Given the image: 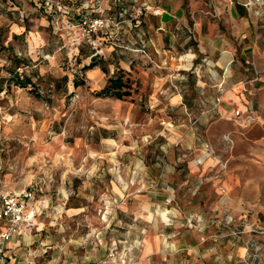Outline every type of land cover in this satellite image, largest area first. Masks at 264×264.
Returning a JSON list of instances; mask_svg holds the SVG:
<instances>
[{
    "label": "rangeland",
    "instance_id": "rangeland-1",
    "mask_svg": "<svg viewBox=\"0 0 264 264\" xmlns=\"http://www.w3.org/2000/svg\"><path fill=\"white\" fill-rule=\"evenodd\" d=\"M32 1L0 0V25L8 28L5 48L0 51V196L30 190L32 197L25 201L34 206L38 221V225L33 224L15 237L19 236L21 242L23 235L29 236L35 227H42L51 237V246L71 238L79 245H87L93 264H119L123 260L131 263L134 259L128 248L135 247V241L129 242L130 237L121 228L124 224L114 221L119 200L131 197L125 193L137 182L144 193L153 176L166 172L161 153L180 150L172 138L180 137L177 130H183L189 118L197 117V110L168 106L170 94L179 91L183 98H194L199 78L208 88L215 83L213 75H222L226 65L219 68L216 64L220 62L205 60L192 40L174 45L168 55L155 52L153 46H144V52L122 47L108 52L104 48L103 55L92 59L88 58L90 49L82 47L74 56L59 48L48 26L24 25L22 33L11 31L9 21L20 20L18 11L28 10ZM29 22L30 16L23 18L24 24ZM190 30L193 34L192 23ZM121 35L119 44L124 40L129 47H140L130 44L131 35L125 31ZM238 60L250 69V86L264 88V69L249 55ZM91 61L98 64L100 73L87 79L83 66ZM11 68L20 78L29 77L31 83L20 87L15 80L6 82L12 77L6 69ZM114 74H121L127 81L130 95L122 99L98 96L102 81L106 84ZM75 81L80 84L75 86ZM256 107L262 124L264 109ZM262 139L225 142V149L237 151V157L231 175L225 173L227 160L223 162L225 166L214 170L221 185L213 192L216 209L209 214L203 207L205 215L200 220L193 215L187 223L189 230L199 232V241L206 248L198 264H264ZM206 148L212 147L208 144ZM139 171H144L143 175ZM165 217L154 229L164 234L178 229H172ZM134 239L136 246L141 245L142 237L130 240ZM183 240L196 241L192 235ZM0 248V264L56 261L52 254L47 255L53 249L43 256L35 254L39 249L35 241L30 249L26 248V255L22 248L13 252L8 241ZM79 249L85 253L84 248ZM171 252L172 249L167 254L171 264H191L185 255Z\"/></svg>",
    "mask_w": 264,
    "mask_h": 264
},
{
    "label": "crops",
    "instance_id": "crops-1",
    "mask_svg": "<svg viewBox=\"0 0 264 264\" xmlns=\"http://www.w3.org/2000/svg\"><path fill=\"white\" fill-rule=\"evenodd\" d=\"M134 1V5H147L148 11L134 21L132 27L124 28L126 35H131V45L153 46L155 52L162 51L168 55L174 45H182L192 40L195 49L205 60L220 62V65L216 64L219 68L223 64L226 65L222 75H213L215 83L208 88L199 78L193 91L194 98H183L179 91L170 94L168 106L188 111L197 110V117L189 118L184 124V129L177 130L181 136L177 139L172 138L173 144L179 145L181 149L161 153L162 163L166 164V167L164 166L166 172H158L153 176L152 184L146 186L144 193L142 185L139 186L138 182L132 185L127 190L128 193H125L131 197L119 200V209L114 217V221H118L120 226L122 224L129 226V229L124 225L121 227L125 229L123 234L130 237L129 242L135 241V247L128 248L129 255L134 261L131 263L127 261L124 264H171V259L167 256L171 249L173 254L185 255L187 262L198 264L206 248L199 241L201 237L199 232L189 230L187 223L193 215L200 220V217L205 215L203 207L208 208L209 214L216 209L213 192L218 191L221 185L214 170L225 166L223 162L227 160L228 169L225 173L226 176L231 175L233 161L237 157V151L225 149V142L228 143V140L236 142L238 139L249 141L252 137L257 140L264 138V123H259L260 117L255 112L258 105L264 109V88L250 86L252 80L250 69L248 65L244 66L243 62L238 60V57L244 58L249 55L260 69H264L262 41L264 30L260 29L259 37L255 39L254 15L238 3L241 0H235L232 4L226 3L225 0ZM41 2L42 0L38 3ZM70 2L75 5L84 2L89 6L105 2L106 5L115 8L112 0H63V3ZM122 2L125 7L132 6V0ZM153 8H160L165 12L153 15L150 13ZM26 9L28 10L25 11L23 8L18 11L17 16L21 18H18L20 20H10L7 24L10 25L12 32L17 34L24 32V25L48 26L47 17L42 8L35 5L34 0L32 6ZM200 10H210L216 15L206 16ZM28 15L30 22L24 24L23 18L29 17ZM193 22L194 33L190 34L188 29ZM123 44L128 43L123 40ZM105 50L111 52L108 47H105ZM209 72L214 74L210 69ZM86 73L89 79L98 77L100 71L94 66L86 70ZM100 79L102 81V78ZM104 85L103 80L99 88ZM235 109L241 110L243 116L247 115L251 120L242 121L234 117ZM253 132L259 136L255 138ZM185 139L188 142L185 143ZM208 144L212 148L207 149ZM198 159H202L201 162ZM139 173L143 175L144 171ZM71 216H74V213H71ZM163 216H166L165 220L169 219L167 224L172 229H178L166 234L159 228L154 229L155 224L157 226L162 224ZM37 223V219L34 218V224ZM60 227L62 228L61 225ZM188 235H192L196 241H184ZM134 236L142 237L141 245L136 246V240H130ZM50 239L42 227H35L33 234L21 237V242L19 236L10 238L8 246L12 247L13 252H19L22 248L23 255H26V248L30 249L31 243L35 241L39 245L35 254L39 256L53 249L47 255L52 254L55 257L54 264H93L92 255L87 252V245H79L71 238L61 239L57 245L51 246ZM126 239L128 242V238ZM169 244L174 247H169ZM81 247L85 249V253L79 249Z\"/></svg>",
    "mask_w": 264,
    "mask_h": 264
},
{
    "label": "built area",
    "instance_id": "built-area-1",
    "mask_svg": "<svg viewBox=\"0 0 264 264\" xmlns=\"http://www.w3.org/2000/svg\"><path fill=\"white\" fill-rule=\"evenodd\" d=\"M34 1L47 17L48 27L52 35L57 38L59 48H65L74 56L80 53L82 47L90 49L89 59L103 55L105 47L111 50L114 47H122L132 52H144V45L133 48L128 44H119L118 41L123 36L121 33L125 31L124 28L132 27L133 22L148 11V6L145 4L134 5V3L130 8L120 6L113 10L106 5L107 3L100 2L89 6L84 2L79 5L72 2L63 3V0H42L41 3H38V0ZM234 1L225 0L228 4ZM238 3L253 13L255 39L258 38V31L264 30V0H241ZM164 12L163 9L153 8L150 13L161 15ZM200 12L206 16L216 15L210 10H200ZM188 31L192 32L190 28ZM262 41L264 42V33ZM243 114L239 109L233 111L234 117L249 122L250 117ZM201 160L198 159L199 162ZM31 197L30 190L0 196V223L3 222L0 225V244L33 226L36 212L34 206L26 202ZM122 262L124 264V260Z\"/></svg>",
    "mask_w": 264,
    "mask_h": 264
},
{
    "label": "trees",
    "instance_id": "trees-1",
    "mask_svg": "<svg viewBox=\"0 0 264 264\" xmlns=\"http://www.w3.org/2000/svg\"><path fill=\"white\" fill-rule=\"evenodd\" d=\"M122 1L123 0H112L115 8L123 6ZM134 3H135V1L132 0V4H134ZM7 31H8V28L6 26L0 25V51L5 48L3 45V41L6 39L5 32H7ZM16 36L17 35H14V37H16ZM17 66L18 65H16V67ZM94 66H98V64L95 63L94 61H91L88 65H84L83 68H85V70H88V69L93 68ZM100 69L103 72L106 71L105 67H103V66H100ZM6 70L12 74L11 78H6V82H7V79H9V80L11 79L12 81L15 80L13 82L20 87H25L27 84L31 83V79L29 77L23 76L20 78V75L16 74V72H14L13 68L6 69ZM2 82H3V77H0V91L2 89ZM73 84L75 86H77L80 83L75 81V82H73ZM126 87H128V83H127V81L123 80L122 75L121 74H115V75H113L107 79V83L97 92V95L98 96H110V97H114L117 99H122L125 96L130 95V91L128 89H126ZM34 94H35V96H39V93L37 91H35Z\"/></svg>",
    "mask_w": 264,
    "mask_h": 264
}]
</instances>
